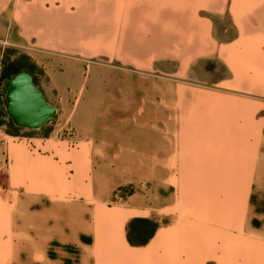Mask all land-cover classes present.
Listing matches in <instances>:
<instances>
[{"label":"crops","instance_id":"1","mask_svg":"<svg viewBox=\"0 0 264 264\" xmlns=\"http://www.w3.org/2000/svg\"><path fill=\"white\" fill-rule=\"evenodd\" d=\"M34 1L47 22H86L78 1ZM90 8L110 18V57L55 47L53 98L37 84L59 127L0 130V264H264V0ZM136 218L157 226L132 245Z\"/></svg>","mask_w":264,"mask_h":264},{"label":"rangeland","instance_id":"2","mask_svg":"<svg viewBox=\"0 0 264 264\" xmlns=\"http://www.w3.org/2000/svg\"><path fill=\"white\" fill-rule=\"evenodd\" d=\"M97 1L98 0H75L77 4H84L87 9L85 23L73 21L79 17L73 14L71 16V22L53 23L47 22V17L45 15L41 16V8L36 7V1L16 0L12 7L11 20L7 23L6 31H0V75L4 66L10 63L28 65L32 69L36 83L40 85L41 89H43L50 98H53L46 84L47 65L45 63V55L48 50L52 51L55 47L63 46L66 53H77L79 47H85L88 50L87 59H108L110 57V51H106L107 53L104 52V54H96V48L108 47L111 45L109 35V28L111 25L110 18L105 19L103 17L105 22L97 23L94 15L88 12L89 10H93V8L90 7ZM105 1L106 0H104V2ZM72 2H74V0H72ZM43 9L46 10V7H43ZM73 9H75V6L72 3V10ZM37 19L39 20L37 21ZM41 19L44 20L41 21ZM102 25L107 29L103 28ZM35 52L38 53V56L34 54ZM74 55L75 54H67V56L70 57ZM214 74H221L219 67L216 68ZM1 81L4 82L5 80H0V83ZM8 118V115L0 118L3 122L0 124V130L11 135H47L52 129L59 127V124H61L56 114L39 129L12 127L7 124ZM63 130L68 133L71 131L68 130V126L63 128Z\"/></svg>","mask_w":264,"mask_h":264},{"label":"water","instance_id":"3","mask_svg":"<svg viewBox=\"0 0 264 264\" xmlns=\"http://www.w3.org/2000/svg\"><path fill=\"white\" fill-rule=\"evenodd\" d=\"M4 111L13 123L22 128L39 129L56 114V107L33 82L27 68L4 81Z\"/></svg>","mask_w":264,"mask_h":264},{"label":"trees","instance_id":"4","mask_svg":"<svg viewBox=\"0 0 264 264\" xmlns=\"http://www.w3.org/2000/svg\"><path fill=\"white\" fill-rule=\"evenodd\" d=\"M23 68H27L28 70H30L32 77H33V82L37 86L32 69L28 65H25V64L20 65V64L10 63L4 66V68L1 71L0 80H7L11 75H13L14 73H16L17 71ZM3 105H4V98H0V118L8 115L4 111ZM2 123L3 122L0 119V124ZM7 124L12 127L19 128V126L13 123L10 117L7 120ZM156 226H157V223L147 220V219L136 218V219L131 220L127 225L128 242L132 245H139V244L146 243V241H148V239L152 236Z\"/></svg>","mask_w":264,"mask_h":264},{"label":"built area","instance_id":"5","mask_svg":"<svg viewBox=\"0 0 264 264\" xmlns=\"http://www.w3.org/2000/svg\"><path fill=\"white\" fill-rule=\"evenodd\" d=\"M4 94H5L4 82H1L0 83V98H4Z\"/></svg>","mask_w":264,"mask_h":264}]
</instances>
